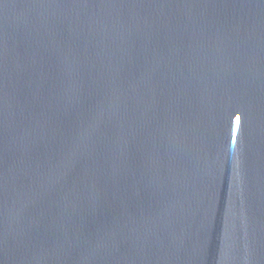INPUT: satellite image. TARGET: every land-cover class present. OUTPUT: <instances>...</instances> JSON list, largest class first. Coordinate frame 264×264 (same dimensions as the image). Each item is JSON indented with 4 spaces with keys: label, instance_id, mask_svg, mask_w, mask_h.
Here are the masks:
<instances>
[{
    "label": "water",
    "instance_id": "95a60500",
    "mask_svg": "<svg viewBox=\"0 0 264 264\" xmlns=\"http://www.w3.org/2000/svg\"><path fill=\"white\" fill-rule=\"evenodd\" d=\"M0 264H264V0H0Z\"/></svg>",
    "mask_w": 264,
    "mask_h": 264
}]
</instances>
